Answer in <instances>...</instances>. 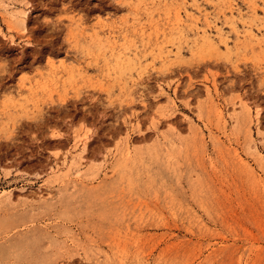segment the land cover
I'll return each instance as SVG.
<instances>
[{
    "label": "rangeland",
    "instance_id": "374dc122",
    "mask_svg": "<svg viewBox=\"0 0 264 264\" xmlns=\"http://www.w3.org/2000/svg\"><path fill=\"white\" fill-rule=\"evenodd\" d=\"M0 264H264V0H0Z\"/></svg>",
    "mask_w": 264,
    "mask_h": 264
}]
</instances>
